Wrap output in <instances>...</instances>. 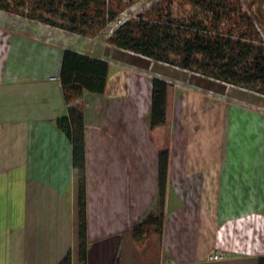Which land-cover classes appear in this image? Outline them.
<instances>
[{
  "label": "crops",
  "instance_id": "crops-1",
  "mask_svg": "<svg viewBox=\"0 0 264 264\" xmlns=\"http://www.w3.org/2000/svg\"><path fill=\"white\" fill-rule=\"evenodd\" d=\"M101 47L99 35L0 9V264H60L69 253L71 264H259L264 118L235 111L239 120L229 124L228 203H217L219 145L206 154L216 161L207 212L177 186L170 151L162 231L140 240L134 229L156 211L160 186L162 143L153 135L162 126L150 125L153 78L140 91V75L118 69ZM67 49L109 62L105 91H87L79 100L81 118L71 112L60 78ZM63 115L85 132L86 261L78 250L73 147L55 124ZM172 189L181 203L171 199ZM235 198L245 205L236 206ZM151 242L155 250L144 252ZM218 250L226 252L225 260L212 259Z\"/></svg>",
  "mask_w": 264,
  "mask_h": 264
},
{
  "label": "trees",
  "instance_id": "trees-1",
  "mask_svg": "<svg viewBox=\"0 0 264 264\" xmlns=\"http://www.w3.org/2000/svg\"><path fill=\"white\" fill-rule=\"evenodd\" d=\"M180 1L193 7L187 17L176 16L172 7L160 10L153 16L139 14L115 28L108 37L109 44L191 70L195 73L194 77H208L206 81L210 84L223 81L264 95V42L253 18L242 9L237 10L239 0ZM131 4L132 0H0V9L83 36L95 37ZM108 74L109 62L70 49L65 50L60 78L72 113L76 112L79 118L82 117L84 108L79 100L87 91L104 92ZM152 85L150 125L154 128L167 122L169 83L154 77ZM70 115L58 117L55 124L67 135L73 147L78 250L81 260L86 261L88 222L85 132L82 128L73 127ZM169 160L170 149H160L157 211H163L165 206ZM163 217V214L157 216L155 212H149L135 227V237L144 240L151 228L161 232ZM258 262L264 264V256L259 257ZM60 264H71V254Z\"/></svg>",
  "mask_w": 264,
  "mask_h": 264
},
{
  "label": "rangeland",
  "instance_id": "rangeland-1",
  "mask_svg": "<svg viewBox=\"0 0 264 264\" xmlns=\"http://www.w3.org/2000/svg\"><path fill=\"white\" fill-rule=\"evenodd\" d=\"M239 5L236 7L237 10L242 9L253 18L264 42V0H239ZM171 7L178 17H187L193 8L190 4L180 0L172 2L169 0H132V4L99 33L103 47H101V54L111 60L118 69H125L140 75V91L144 88V82L154 77L164 79L169 83L167 122L156 130L153 138L157 143H162L158 145L159 149L160 147L170 149L176 170L174 172L172 170L171 174L177 178V186H183V194L191 200V203H200L199 211L207 212L209 206L206 203H212L208 187L212 185L211 176L216 173V161L206 154H215L217 145H219L222 157L220 172L214 177V182L219 181L221 186L220 201L217 203H228L231 201V199L228 200L227 187L229 185L226 182L228 160L224 152H227L228 148L229 124H234L239 120L236 118L235 111H240L241 116L257 113L264 118V95L240 86L226 84L223 81L210 84L206 81L208 77L205 79L199 76L194 77L195 73L191 70L108 45V37L124 21L138 17L142 13L146 16H153L156 12L166 8L168 10ZM200 153L204 156H199ZM74 180L76 182V177L73 179V188L75 203H77V186ZM236 185L241 187L238 182ZM173 193L172 189L171 199L181 203ZM223 197L225 200H222ZM232 200L236 201V206L245 205L239 198ZM155 214L165 215V210H156ZM153 232L154 229L151 228L147 237ZM152 250H155L152 242L143 245L144 252L148 253ZM217 253H223V260L226 259L225 251L218 250Z\"/></svg>",
  "mask_w": 264,
  "mask_h": 264
},
{
  "label": "built area",
  "instance_id": "built-area-1",
  "mask_svg": "<svg viewBox=\"0 0 264 264\" xmlns=\"http://www.w3.org/2000/svg\"><path fill=\"white\" fill-rule=\"evenodd\" d=\"M212 259H214V260H223L224 259V254L223 253H216L215 255L212 256Z\"/></svg>",
  "mask_w": 264,
  "mask_h": 264
}]
</instances>
